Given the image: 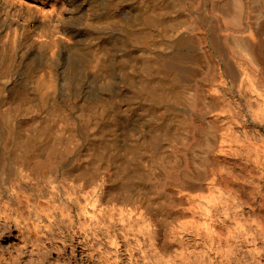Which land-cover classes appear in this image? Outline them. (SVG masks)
<instances>
[{
    "label": "bare ground",
    "instance_id": "obj_1",
    "mask_svg": "<svg viewBox=\"0 0 264 264\" xmlns=\"http://www.w3.org/2000/svg\"><path fill=\"white\" fill-rule=\"evenodd\" d=\"M263 75L264 0H0V194L65 218L126 207L163 240L197 180L216 183L215 141Z\"/></svg>",
    "mask_w": 264,
    "mask_h": 264
},
{
    "label": "rangeland",
    "instance_id": "obj_2",
    "mask_svg": "<svg viewBox=\"0 0 264 264\" xmlns=\"http://www.w3.org/2000/svg\"><path fill=\"white\" fill-rule=\"evenodd\" d=\"M246 65L243 81L256 79L259 75L255 72V61ZM246 98L248 104L243 112L246 116H232L231 129L224 135L221 146L219 141H215V146L220 149L217 151L222 164L216 183L211 185L202 179L203 176L199 177L196 187L187 196L189 199H183L184 203L182 201L181 208L185 211L182 209L184 214H180L181 220L178 218L182 221V227L176 225L180 224L177 221L173 228H166L163 240L151 236L150 232L148 234L147 227L143 229L142 212L131 210L133 213L130 214L126 207L114 211L102 207L103 210L99 211L101 214L98 211L97 214V208L86 204L83 199L87 205L81 200L84 211L80 210L77 214L75 207L73 214H70L76 219L68 217L69 214L66 217L76 222L75 226L68 224L63 229L56 228V225L47 226L46 213L55 210L47 201L53 204L52 201L55 203L58 200L34 195L26 198V192H21L24 191L23 187L13 185L18 199L8 195L11 191L9 188L0 194V264H264V125L260 127V124H264V90L257 97L247 92ZM244 118L247 120L244 121ZM191 160L192 157H186L181 165L193 174V166H196ZM193 160L196 161V157ZM39 204L40 207L45 204L47 208L50 206L49 210L44 207L46 213H40L37 209ZM51 213L47 214L49 220L52 217L67 220L64 217L66 214L63 218ZM99 220L105 223L101 224L104 229L99 227ZM106 221H110L109 226ZM77 224H83L86 228ZM28 225L31 229H27ZM106 228L109 229L107 232Z\"/></svg>",
    "mask_w": 264,
    "mask_h": 264
}]
</instances>
